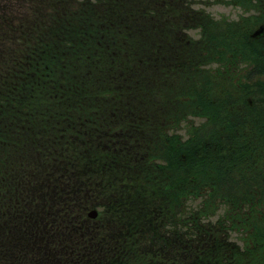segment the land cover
<instances>
[{
    "label": "trees",
    "instance_id": "trees-1",
    "mask_svg": "<svg viewBox=\"0 0 264 264\" xmlns=\"http://www.w3.org/2000/svg\"><path fill=\"white\" fill-rule=\"evenodd\" d=\"M31 2L10 17L0 5V42L9 45L0 49V187L9 201L0 263L38 264L46 249L48 264H264V37H250L263 16L192 13L205 38L193 48L160 21L163 6L177 5L169 0ZM196 51L178 82L190 114L207 121L182 143L166 133L185 119L177 97L159 106L149 98L158 53L167 65ZM223 56L251 63L255 82L217 91L199 69ZM256 204L259 213L247 212L250 225L261 223L254 255L240 253L222 221H203L220 205ZM93 208L100 214L88 227Z\"/></svg>",
    "mask_w": 264,
    "mask_h": 264
},
{
    "label": "rangeland",
    "instance_id": "rangeland-1",
    "mask_svg": "<svg viewBox=\"0 0 264 264\" xmlns=\"http://www.w3.org/2000/svg\"><path fill=\"white\" fill-rule=\"evenodd\" d=\"M32 0H0V5L5 8L7 11L5 15L7 17H10L9 14L15 13L16 9L18 8L21 11H30V6L32 4ZM235 0H192V4L194 8L196 9H204L206 12L213 15L215 18H228L230 20H238L240 16L247 17V15L243 12L242 8L238 6V4L234 3ZM3 15V13H0ZM191 34H195L191 32ZM0 49H9V45H4L0 42ZM228 58L227 56H223L222 63H220L219 66L213 65L212 68L214 71H218L220 68H226L228 67ZM237 75L241 78L243 82H250L252 83L254 79V71L252 69L251 63H240L238 68ZM255 82V81H254ZM203 119H196V123L201 122ZM1 181V180H0ZM4 183L3 181H1ZM5 184V183H4ZM3 191V192H1ZM6 190L3 187H0V200L3 201L4 198L6 199V195L4 194ZM7 193V192H6ZM230 216L231 213H229V210L226 205H220L218 210H216L213 215L209 218L212 219L214 222H219L222 220L223 224L226 226L230 223ZM243 218H241L242 220ZM206 221V220H205ZM115 222V221H113ZM243 223L240 224V229L235 230L231 233L230 239L231 241H234L235 243H238L240 247H244L246 243V239L249 235L247 230H244L242 228ZM85 225L88 227L92 226V222L88 219L87 222H85ZM41 243V242H40ZM47 250L44 249L39 251V253L36 255V258H40V262L38 264H48L49 256H47Z\"/></svg>",
    "mask_w": 264,
    "mask_h": 264
},
{
    "label": "water",
    "instance_id": "water-1",
    "mask_svg": "<svg viewBox=\"0 0 264 264\" xmlns=\"http://www.w3.org/2000/svg\"><path fill=\"white\" fill-rule=\"evenodd\" d=\"M94 216H95V214H94Z\"/></svg>",
    "mask_w": 264,
    "mask_h": 264
}]
</instances>
